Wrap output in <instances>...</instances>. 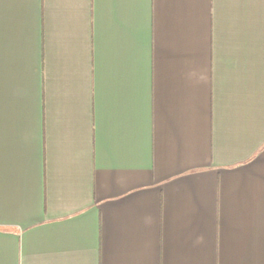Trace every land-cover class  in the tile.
<instances>
[{"label":"crops","instance_id":"0c3cea01","mask_svg":"<svg viewBox=\"0 0 264 264\" xmlns=\"http://www.w3.org/2000/svg\"><path fill=\"white\" fill-rule=\"evenodd\" d=\"M0 264H264V0H0Z\"/></svg>","mask_w":264,"mask_h":264}]
</instances>
